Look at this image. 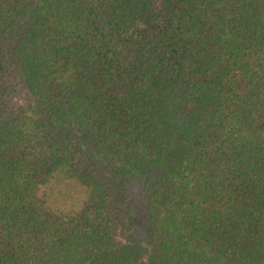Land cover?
<instances>
[{"label": "trees", "instance_id": "obj_1", "mask_svg": "<svg viewBox=\"0 0 264 264\" xmlns=\"http://www.w3.org/2000/svg\"><path fill=\"white\" fill-rule=\"evenodd\" d=\"M0 264H264V0H0Z\"/></svg>", "mask_w": 264, "mask_h": 264}]
</instances>
